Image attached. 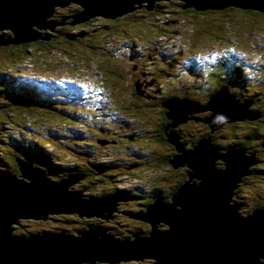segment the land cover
Instances as JSON below:
<instances>
[{
	"label": "trees",
	"instance_id": "obj_1",
	"mask_svg": "<svg viewBox=\"0 0 264 264\" xmlns=\"http://www.w3.org/2000/svg\"><path fill=\"white\" fill-rule=\"evenodd\" d=\"M182 5L180 0H162L155 2L150 10L139 8L121 16V20L127 16L145 18L138 23L139 30L134 33L124 22L101 18H92L73 25L60 24L53 34L42 32L50 35L48 42H64L76 46L78 50H81L78 46L84 45L91 49L103 48L104 43L108 42H104L106 37H113L114 42L121 46L126 42L130 47L129 38L136 37L142 42L131 51L141 53L140 58H143L149 48L160 47L162 41L156 44L154 42L166 34L167 30L162 28L164 24L173 22L176 26L185 20L182 16L189 13L197 26L191 28L190 42L210 44L204 45L201 51H191L194 55L189 59L197 61L198 54H207L215 62L196 70L183 63L185 65H181L180 70L168 73V82L175 85L179 78L187 76L194 81L200 79L206 83L204 88H208L204 101L189 95L171 93L173 88L170 91L161 90L152 97L153 101L139 87L140 83L136 82L130 95L122 99L115 93L117 88H122L119 82L121 74L106 66L103 67L113 75L117 88L107 78L106 87L103 82H94L88 86L78 85L76 90L80 95L71 96L61 91L63 96L58 97L39 92L45 78L21 77L0 69V169L17 177L19 167L15 160H23L24 155H28L35 160L34 167L42 170L51 182L72 175H83L81 180L67 187L68 191L80 193L82 199H115L119 212L141 214L156 200L169 203L178 187L187 180L189 171L186 168L173 167L169 163L177 155L176 149L173 154L171 151L169 154H159L155 148H138L132 141L139 132L142 136H136L138 138L154 133L158 141H168L166 133L172 131L178 135L179 143H186L184 150H190L199 139L207 137L218 149L239 148L253 154L256 163L248 167L249 174L241 177L236 184L230 203L236 206L240 217L263 209L264 48L254 47L252 38L256 36L264 39V13L237 7L198 10L192 6L183 8ZM126 22L129 23V20ZM113 29L120 32L119 37L110 35ZM147 29L151 31L150 35L145 34ZM3 33L0 32V35ZM224 40L226 44H218ZM98 41H103V44L100 45ZM10 48L11 52H20L23 55L19 63L25 62L32 50L28 43L4 45L2 49ZM77 52L76 49L72 54L77 55ZM156 68L165 69L159 66ZM68 76L66 74L61 80ZM153 78L156 85L162 86L160 80ZM143 82L148 83L145 79ZM48 83L54 86V82ZM192 83L193 81L187 85ZM35 84L37 87H33ZM218 90L224 93L226 91L245 107V119L227 122L212 131L210 127L209 131L198 129L200 133L184 123L174 128L168 126L171 120L167 118L166 112L169 111L171 103L185 101L204 107V103L214 93L217 94ZM124 119L131 122L126 123ZM76 123L84 129L74 128ZM108 147L120 153L109 156ZM154 156H157V162L152 166L151 160ZM147 166L157 175L149 177L147 174L144 180L137 179L135 174L139 175ZM214 166L217 170H223L225 164L222 161L215 162ZM122 175L129 181L125 187L120 185L122 181H119V177ZM121 213L112 212L110 220L95 216L81 217L76 213L47 214L43 219L32 220L34 224L42 225L38 229H26L16 234L10 226V233L15 236H31L63 232L76 236L75 233L94 224L104 227L119 240L128 238L132 241L133 234L141 237L150 234L151 225L148 222ZM156 229L166 231L169 225L158 222ZM150 263L155 264V261Z\"/></svg>",
	"mask_w": 264,
	"mask_h": 264
},
{
	"label": "water",
	"instance_id": "obj_2",
	"mask_svg": "<svg viewBox=\"0 0 264 264\" xmlns=\"http://www.w3.org/2000/svg\"><path fill=\"white\" fill-rule=\"evenodd\" d=\"M159 1L162 0H0V31L8 30L14 35L9 38L6 32L1 34L0 45L49 39L48 33L33 30V26L48 29L53 34L56 32L53 28L59 24L121 17L138 8L150 10ZM180 1L183 8L237 7L264 13V0ZM48 85L42 83L40 88L47 87L50 92L52 86ZM33 87H37L36 84ZM217 94L229 97L230 106H215L211 100L218 97ZM217 94L214 93L204 107L185 101L171 103L166 112L171 120L168 126L174 128L186 122L191 116L188 114L197 110L187 107L210 109L211 113L204 119L210 131L246 118L245 107L232 95L226 91ZM173 107H183V114L176 116ZM234 111L239 114H233ZM214 120L218 121L213 123ZM166 138L181 152L169 163L173 167L187 166L191 171L169 203L156 200L141 214L119 212L115 199H82L80 193L68 191L67 187L81 180L83 175L51 182L42 170L34 167L35 160L28 155H24L23 160H15L28 183L0 169V264H116L145 258L154 259L155 264H264V208L240 217L236 206L230 203L236 184L249 174L248 167L256 163L254 155L239 148L218 149L207 137L199 139L190 150L183 149L185 144L179 143L174 132L166 133ZM216 159L224 162L223 170L215 168ZM192 177L201 181L189 183ZM112 212L148 222L150 234L147 237L133 234L132 241L119 240L104 227L94 224L78 231L77 236L63 232L31 236L10 233L11 224L21 218L43 219L47 214L76 213L110 220ZM158 222L168 224L169 229L159 231Z\"/></svg>",
	"mask_w": 264,
	"mask_h": 264
},
{
	"label": "rangeland",
	"instance_id": "obj_3",
	"mask_svg": "<svg viewBox=\"0 0 264 264\" xmlns=\"http://www.w3.org/2000/svg\"><path fill=\"white\" fill-rule=\"evenodd\" d=\"M139 9V8H138ZM134 11V10H133ZM144 14V13H142ZM182 17L185 18L184 21L179 22L174 26L173 22H168L162 26L163 29L167 30L166 34L161 38L159 37L154 43H160V47L157 48H149V52L147 55L142 56L141 53L136 51H131V49H136V46L139 45L140 42L138 38L133 37L134 39H130L128 41L130 43V47H128L127 43H123L121 46L120 43L114 42L113 37H106L104 42L105 47L91 49L88 48L86 45L84 47L78 46L81 50H78L76 46H70L69 44H65L64 42L61 43H51L48 42L49 40H45L46 42H41L40 40L29 42L31 46V52H29L28 58L25 59V62L19 63V60L23 57L20 52H11L10 49H2L4 45H0V69L6 70L7 73L16 74V76H25L31 77L32 79H40L37 77L45 78L44 81L48 82L51 78L56 77L57 81L55 82L54 86L48 92L47 87H43L39 89L41 93H49V96H63L64 93H68L71 96H76L78 94V85H89L92 83L103 82L104 86H107L106 79H110L111 84H113L116 88L114 77L111 73L107 72L103 66L108 68L115 69L118 73L121 74L119 78V82L122 88H117L115 93L120 98L128 97L130 95V90H134V83H140L139 87L144 91L148 98L154 97V95L159 94L160 91H165L166 89L170 91V88H173L171 93L176 94H183L189 95L191 98H195L198 100L204 101L206 98V91L208 88H204L206 83L202 82L200 79L194 81L191 77L187 76L186 78H179V82L175 85L170 84L168 82V73L174 71L176 69H181V65H191L193 69H198L203 65H209V63L215 62L213 57H208L207 54H198L197 61L191 58L194 54L191 51L203 50L204 45L210 44H203L201 41H197L195 43L190 42L189 36L191 34V28L197 27L194 21V18L191 14L183 15ZM102 20L105 19L109 20H118L119 22L126 23L127 28L131 32H135L139 30L138 23L144 21V17H134V16H127L121 20V17L118 16L116 18H101ZM129 20V23L126 22ZM60 25V24H59ZM57 25V26H59ZM98 26V22L96 23ZM53 28V31L57 27ZM35 29H39L36 26H33ZM58 28V27H57ZM175 29V30H172ZM40 31H47L48 30H40ZM2 32V31H0ZM9 34L7 37L14 38V35L11 36V33L8 30H3ZM160 33V32H159ZM146 35H150L151 31L147 29ZM110 35L114 37H119L120 32L117 30H112ZM208 41H212L213 39H206ZM254 42V47H263L264 48V39L258 38L254 36L252 38ZM100 45L103 44V41H98ZM89 44V43H88ZM218 44H226L225 40L219 42ZM67 49L64 51L63 49ZM77 49V55H73L72 52ZM141 49V48H140ZM147 49V48H146ZM40 50V51H39ZM264 49H262L263 51ZM39 51V52H38ZM241 58H246V56H241ZM193 60V61H191ZM41 63V64H40ZM253 64V63H252ZM250 64V65H252ZM165 67L163 68H156ZM167 73V74H164ZM66 74L69 76L61 80L62 78L66 77ZM195 75V74H194ZM50 77V78H49ZM155 77L156 79L160 80L162 86L155 84ZM147 80L148 83H144L143 81ZM151 79V81H150ZM172 79V78H171ZM193 83L191 85H187L189 82ZM88 89V87H85ZM223 90V89H222ZM63 91V92H61ZM219 90L217 91V93ZM67 95V94H66ZM80 95V94H78ZM154 101V100H153ZM210 99L204 105L209 103ZM176 102V101H174ZM211 102L218 103L220 107L229 105V97L225 96L224 94H220L218 97H215L211 100ZM210 102V103H211ZM240 104V103H239ZM234 105V104H233ZM175 106V105H172ZM177 106V105H176ZM230 106V105H229ZM208 107L212 108L209 104ZM182 108L173 107L174 113L176 116L182 115ZM188 109H197L195 112L189 116L190 118L186 122H182L186 125H189L190 128L193 130L202 129L207 131L209 126L204 121V119L210 114V109L201 110L200 107L190 108ZM233 114H239L238 112H234ZM126 123H130L131 120L124 119ZM218 120H214L213 123H216ZM242 122V121H241ZM122 123V122H121ZM181 124V123H180ZM74 128L81 130L84 129L83 126L74 124ZM117 127V125H115ZM210 130V129H209ZM208 130V131H209ZM11 132V129H9ZM170 132V131H168ZM200 133V132H199ZM214 134V133H211ZM136 136H142V133H138ZM134 138V146L140 148H155L159 154H169L175 153V146L164 140L160 139L157 140L154 133L153 134H146L141 138L136 137ZM111 143H105L108 145ZM186 144V143H184ZM120 148V146H119ZM109 149V156L117 155L120 152H115L112 149ZM177 151V150H176ZM177 154H181L180 151L176 152ZM107 155V153H104ZM170 154L169 156L171 157ZM67 159V157H66ZM157 162V156H154L151 160V165L154 166ZM214 162H221L220 159L214 160ZM165 164H163L164 166ZM149 166L145 167L144 170L140 172V174H135L136 178L144 180V176L147 178V174L149 177H155L157 174L153 173L151 169L148 168ZM176 168H186L188 171H191L188 167H176ZM147 169V173H146ZM162 170V169H161ZM18 172L17 178L24 182H29V180H25L26 178L21 176L20 171ZM188 179V177H187ZM119 181L121 186L128 185L129 181L128 178H125L123 175L119 177ZM192 183V181H189ZM60 214V213H55ZM53 214V215H55ZM63 215H71V213H63ZM32 218H21L18 220L20 224H11L13 228L12 231L19 234L20 232H24L26 229H38L42 225H36L32 222ZM166 224V223H165ZM167 225V224H166ZM87 229V228H85ZM84 229V230H85ZM74 235L77 236L75 233ZM150 261H155L152 258H145L142 260H126V261H118L116 264H151ZM85 262H81L83 264ZM97 264H107V263H97Z\"/></svg>",
	"mask_w": 264,
	"mask_h": 264
},
{
	"label": "bare ground",
	"instance_id": "obj_4",
	"mask_svg": "<svg viewBox=\"0 0 264 264\" xmlns=\"http://www.w3.org/2000/svg\"><path fill=\"white\" fill-rule=\"evenodd\" d=\"M218 105V103H215V106H217ZM230 105V104H229ZM228 105V106H229ZM220 107V106H219ZM207 108H203V109H201L202 111L203 110H206ZM201 110L199 111V112H201ZM183 165H187L185 162H183L182 163ZM179 167H187V166H179ZM189 168V167H188ZM190 169V168H189ZM25 180H27V179H25ZM191 181H193V182H195V183H199L200 181H201V179H197V178H195V177H192L191 178ZM82 217V216H81ZM92 217H94V216H90V217H87V218H92ZM33 219V218H32ZM34 220H37V219H34ZM97 263H106V262H95V263H90V262H87L86 264H97ZM107 264H109V263H107Z\"/></svg>",
	"mask_w": 264,
	"mask_h": 264
},
{
	"label": "flooded vegetation",
	"instance_id": "obj_5",
	"mask_svg": "<svg viewBox=\"0 0 264 264\" xmlns=\"http://www.w3.org/2000/svg\"><path fill=\"white\" fill-rule=\"evenodd\" d=\"M57 28V27H56ZM33 30H37V31H40V30H45V29H35L34 27H32ZM48 30V29H46ZM29 44V42H27ZM20 44H24V43H20ZM13 45H19V44H13ZM30 46V45H29ZM31 47V46H30ZM40 51V50H39ZM38 51V52H39ZM235 106V105H234Z\"/></svg>",
	"mask_w": 264,
	"mask_h": 264
},
{
	"label": "clouds",
	"instance_id": "obj_6",
	"mask_svg": "<svg viewBox=\"0 0 264 264\" xmlns=\"http://www.w3.org/2000/svg\"><path fill=\"white\" fill-rule=\"evenodd\" d=\"M37 78H39V77H37ZM50 78V77H49ZM40 79H43V78H40ZM44 80V79H43ZM57 79H56V77H53V78H51V80L49 81V82H54V84H55V81H56ZM43 83H48V82H43Z\"/></svg>",
	"mask_w": 264,
	"mask_h": 264
}]
</instances>
